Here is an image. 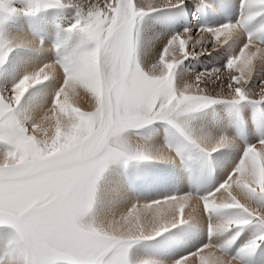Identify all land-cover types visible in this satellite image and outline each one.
I'll return each mask as SVG.
<instances>
[{"label": "snow or ice", "instance_id": "6c2138e0", "mask_svg": "<svg viewBox=\"0 0 264 264\" xmlns=\"http://www.w3.org/2000/svg\"><path fill=\"white\" fill-rule=\"evenodd\" d=\"M53 3L76 7L69 30L80 44L0 86V225L17 233L0 264H246L264 244V135L243 132L245 109L253 122L264 113V25L253 27L264 21V0H239V19L216 26L200 18L222 10L223 0H31L27 11ZM172 9L197 23L146 39L145 18ZM18 11L0 0V67L15 49L43 43L6 32ZM220 53L201 71L185 65ZM50 80V102L22 108L26 93ZM210 115L218 117L214 127L205 122ZM157 122L168 134L161 146L145 134ZM223 149L228 155L214 161ZM143 163L227 170L206 194L131 201L119 214L85 222L98 198L111 197L115 166ZM197 218L206 220L207 242L195 250L133 257V246ZM251 224L261 232L233 252Z\"/></svg>", "mask_w": 264, "mask_h": 264}, {"label": "bare ground", "instance_id": "6f19581e", "mask_svg": "<svg viewBox=\"0 0 264 264\" xmlns=\"http://www.w3.org/2000/svg\"><path fill=\"white\" fill-rule=\"evenodd\" d=\"M226 1L232 8L239 3V0ZM207 2L214 4L220 2V0H207ZM30 7L31 6H29L28 9ZM68 9H70V6ZM71 10L73 11V9ZM59 11V14L53 20H50V17H46L45 13L43 14V17L41 13L35 12L36 14H30L32 12L19 9L17 14L14 15H19L20 17L18 19L12 20V16L10 18L12 21H5L8 24L5 23L4 27L9 35L22 34L35 42H43L38 44V46L34 45L32 48H19L13 51L11 55H14L13 57L15 58V61H12V74H10L14 76L16 80L21 78L26 70L31 67L37 65L42 66L44 63H50L55 59L71 56L80 44L79 34L70 31V25H67V23L71 24L76 16H72L74 19L72 20L71 15L73 12L70 14L68 10L64 9L66 12L65 17L64 12L62 11V14L61 9H59ZM74 14L77 15V13ZM229 21L235 22L232 20ZM218 24L222 23L214 20L209 26H216ZM261 25H264V21L258 19L254 22L253 27L259 28ZM15 54H17V56ZM12 79L13 78H11V81ZM54 90L55 83L51 80L33 86L22 100V108L31 110V108L38 102H43L46 106L47 103L50 102ZM245 112L246 116L244 119L247 121V124L243 128L244 136L252 139L253 137L249 134V129H251V131L255 133V139L260 138L264 135L263 122H259L260 117H257L256 122H253V109L251 107L245 109ZM258 113L259 111L257 112V115H259ZM223 115L222 112L218 113L219 117H223ZM217 119V115H210L205 118V122L209 127H214L217 124ZM145 134L150 136L152 142L157 146H161L167 142L168 134L166 131L160 130L158 126H149L145 130ZM228 153V149H223L220 152L213 154V160L215 161L219 159L222 154L228 155ZM194 166L197 171L204 169L207 173L215 172V180L212 184H208L200 191L193 188V193L200 195L212 191L213 187L222 180L224 172L227 170H221L219 167H214L210 171L202 164ZM154 168H156L157 171ZM186 171L187 168L163 163L133 164L129 165L125 171L118 169V165L115 166V170L110 176L112 188L111 197L109 199L98 198L88 213L89 216L85 217V222H101L111 215L119 214V212L124 210L131 201L139 200L143 202L151 199H158L163 195L171 194L174 191L181 194L188 192L184 191L189 185L187 179L183 181L184 190H178L172 184L175 173L184 176L183 173ZM171 232L160 238L157 237L154 240L143 241L145 243L137 244L131 250L133 257H153L156 259L167 260L173 256L182 255L190 251L191 248L192 250H195V248L201 243L207 242V223L206 220H201L199 218L194 219L187 224H183L178 231L170 234ZM238 243L239 242H237V244ZM239 248H241V246L235 248L232 246L233 252L238 251ZM189 264H191V258H189Z\"/></svg>", "mask_w": 264, "mask_h": 264}, {"label": "rangeland", "instance_id": "374dc122", "mask_svg": "<svg viewBox=\"0 0 264 264\" xmlns=\"http://www.w3.org/2000/svg\"><path fill=\"white\" fill-rule=\"evenodd\" d=\"M83 2L86 3L87 0H83ZM145 2H148V0H145ZM188 2H189V4H191L192 0H188ZM13 3H14V6H16L18 9H21L24 11H27L28 7L31 6L30 5L31 0H13ZM59 7H61V8H59ZM68 8H69V6L66 3H61V4L53 3L51 7H41V9L37 13H41L42 16L45 13L46 17H50V20H53L59 14V12H60L59 9H61V12L63 11L64 15H65V13H66L64 11V9H65V10H68V12L70 14H71V12H73L71 17L76 16V18H77V15L74 14V13H77L76 7L71 6L70 9H68ZM71 9H73V11ZM186 11L187 10H185L184 12H181L179 9L164 10V11H160V12L151 14L149 17H146L144 24L151 26V28L145 34V38L151 39L156 33L161 32L165 28H167L169 31H173V30L174 31H183L184 27L192 26L188 22V19L185 21V17L190 18V15H188V11L187 12ZM63 12H62V14H63ZM30 14H36V13H30ZM19 17H20L19 15L13 16L12 20H16ZM65 17H66V15H65ZM191 17H193V19H195L194 16H191ZM76 18H74V19L76 20ZM74 19L72 17V20H74ZM12 20L8 19V21H12ZM75 20L72 21L71 24H73L75 22ZM5 23L8 24L7 22H5ZM71 24L67 23V25H71ZM142 46H143V42H142ZM15 55L17 56V54H15ZM13 56L14 55H11L9 57L8 61L6 62V64L4 66L0 67V86H5L4 81L8 82V84L6 85L8 87L11 86L12 81H18V79L16 80V78H14V76L11 75L12 74L11 67L13 66L12 64L15 61V58ZM221 56H222V53L214 54L213 56H203V57H199L198 60H196V61H185V65L192 67L196 71H201L205 67L218 64L221 60ZM12 58H13V60H12ZM11 78H13L14 80L12 79V81H11ZM218 90L219 89H217V91ZM256 92L258 93L259 89H256ZM258 114L259 115H257V117H260L259 119H261V121H259V122L261 123L262 120H264V113L259 112ZM154 126H158L160 128V130L165 131V126L162 124V122H157L156 124H154ZM128 167L129 166L124 167V166L118 165V169H121L123 171H125ZM154 169L157 171L156 168H154ZM87 216H89V214ZM181 226L182 225H178L175 229L170 230L169 232L172 231L170 234L178 231ZM169 232L163 234L162 236L167 235ZM260 232H261V226H258L256 224H251V225L245 226L241 232V235L236 239V241L233 243L232 246H234V248L240 247V246L242 247L243 244L246 243L248 239L255 238V236L258 235ZM16 235H17V233L12 226L0 225V254H2L8 248V246L16 238ZM162 236H160V237H162ZM160 237H158V238H160ZM237 242H239V243L237 244ZM142 243H145V242L142 241L139 244H142ZM135 246H133V248ZM191 250H192V248L190 249V251ZM245 262H246V264H264V244H260V246L257 249H255L253 252L249 253L245 257ZM60 264H66V262H60Z\"/></svg>", "mask_w": 264, "mask_h": 264}]
</instances>
